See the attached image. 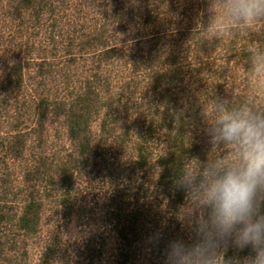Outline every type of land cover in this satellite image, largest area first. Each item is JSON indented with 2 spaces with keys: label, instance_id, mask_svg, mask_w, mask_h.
Instances as JSON below:
<instances>
[{
  "label": "rangeland",
  "instance_id": "1",
  "mask_svg": "<svg viewBox=\"0 0 264 264\" xmlns=\"http://www.w3.org/2000/svg\"><path fill=\"white\" fill-rule=\"evenodd\" d=\"M260 54L264 19L220 0H0V264H170L199 244L210 209L184 180L232 151L224 109L264 113Z\"/></svg>",
  "mask_w": 264,
  "mask_h": 264
},
{
  "label": "clouds",
  "instance_id": "2",
  "mask_svg": "<svg viewBox=\"0 0 264 264\" xmlns=\"http://www.w3.org/2000/svg\"><path fill=\"white\" fill-rule=\"evenodd\" d=\"M228 18L237 22L264 19V0H220ZM254 76H264V54L254 58ZM228 145L225 162L212 173H189L184 186L196 190V203L210 209L201 226V242L191 248L176 242L170 264H208L207 250L220 241L253 253L244 264H264V214L258 196L264 192V113L224 109L212 131Z\"/></svg>",
  "mask_w": 264,
  "mask_h": 264
}]
</instances>
